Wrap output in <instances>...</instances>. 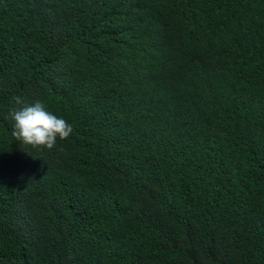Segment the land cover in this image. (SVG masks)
Returning a JSON list of instances; mask_svg holds the SVG:
<instances>
[{
	"label": "trees",
	"instance_id": "1",
	"mask_svg": "<svg viewBox=\"0 0 264 264\" xmlns=\"http://www.w3.org/2000/svg\"><path fill=\"white\" fill-rule=\"evenodd\" d=\"M0 264H264V0H0Z\"/></svg>",
	"mask_w": 264,
	"mask_h": 264
},
{
	"label": "clouds",
	"instance_id": "2",
	"mask_svg": "<svg viewBox=\"0 0 264 264\" xmlns=\"http://www.w3.org/2000/svg\"><path fill=\"white\" fill-rule=\"evenodd\" d=\"M19 109L9 112L14 122L12 136L19 142L33 147H44L49 150L56 146L57 139L66 140L73 132V126L64 118L48 111L39 101L25 104L19 96L15 97Z\"/></svg>",
	"mask_w": 264,
	"mask_h": 264
}]
</instances>
